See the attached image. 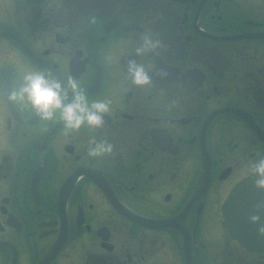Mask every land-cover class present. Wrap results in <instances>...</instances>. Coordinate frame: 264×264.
Here are the masks:
<instances>
[{"label": "flooded vegetation", "instance_id": "flooded-vegetation-1", "mask_svg": "<svg viewBox=\"0 0 264 264\" xmlns=\"http://www.w3.org/2000/svg\"><path fill=\"white\" fill-rule=\"evenodd\" d=\"M29 70L106 99L103 125L65 135L9 101ZM258 154L264 0H0V264H264V213H222Z\"/></svg>", "mask_w": 264, "mask_h": 264}, {"label": "clouds", "instance_id": "clouds-1", "mask_svg": "<svg viewBox=\"0 0 264 264\" xmlns=\"http://www.w3.org/2000/svg\"><path fill=\"white\" fill-rule=\"evenodd\" d=\"M127 72L133 84L146 85L148 73L144 67L129 62ZM8 100L14 104L28 107L42 121L59 122L65 135L78 132L82 126L89 129L101 127L104 114L109 111L106 99L89 100L85 91L72 76L58 79L47 70L24 72L19 83L9 92ZM113 145L102 138L93 136L86 148L89 157H102L110 154ZM251 170L256 174V186L264 188V155L258 154L251 162ZM253 223L257 217H251ZM264 233V229H261Z\"/></svg>", "mask_w": 264, "mask_h": 264}, {"label": "water", "instance_id": "water-1", "mask_svg": "<svg viewBox=\"0 0 264 264\" xmlns=\"http://www.w3.org/2000/svg\"><path fill=\"white\" fill-rule=\"evenodd\" d=\"M257 179L258 177L256 175H252L241 180L236 184L232 192L225 200L222 206V212L224 218L223 225L226 228L231 229L236 227L242 229L243 226L246 225L253 226V229L259 228L258 224L261 221L260 219L263 217L262 214L264 213V206L260 205L257 200H251L245 197L249 193H256L257 189H259L258 191H260V194H264V188L256 186ZM256 195L258 194L256 193ZM253 216L257 217V221L255 223L251 220V217ZM239 238L243 243H245V241L242 240V236H239Z\"/></svg>", "mask_w": 264, "mask_h": 264}]
</instances>
